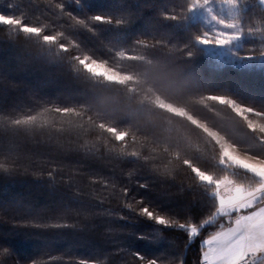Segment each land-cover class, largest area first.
<instances>
[{"label": "trees", "instance_id": "obj_1", "mask_svg": "<svg viewBox=\"0 0 264 264\" xmlns=\"http://www.w3.org/2000/svg\"><path fill=\"white\" fill-rule=\"evenodd\" d=\"M194 1L0 0V264H199L227 225L208 224L201 174L252 187L251 172L161 103L264 158V65L208 52ZM236 18L234 54L264 56L263 4L238 0Z\"/></svg>", "mask_w": 264, "mask_h": 264}, {"label": "rangeland", "instance_id": "obj_2", "mask_svg": "<svg viewBox=\"0 0 264 264\" xmlns=\"http://www.w3.org/2000/svg\"><path fill=\"white\" fill-rule=\"evenodd\" d=\"M259 1L264 6V0ZM237 7L238 0H195L192 5V16L204 20L209 26V32L200 39V43L222 62L264 65V56L240 58L234 54L235 49L233 48L242 42V34L236 18ZM83 62L84 67L90 73L112 80L127 78L123 73L96 60H84ZM161 104L174 113L186 115L192 122L201 125L214 137L221 147L222 163L231 171H240L242 174L244 170H248L251 174L253 173L252 175L247 173V178H245L248 182L252 181V187L234 183L227 176L215 180L208 174H201L202 179L215 183L213 194L218 200L217 213L208 224H227L207 235L214 237L210 243V247L214 251L210 255L215 259L210 260L209 264H227V261L234 256L238 259L239 264H249L256 257L262 259L264 240L259 237V228L264 225V213H259V209L264 208V158L238 150L215 130L192 115L186 114L176 105L166 102ZM253 212L258 214L252 216L251 220L243 221V226L237 232L230 234L225 232L226 229L235 227L238 219L250 216ZM195 230L198 229L191 228V231ZM242 236L244 237L243 245L238 243ZM241 247H243L242 253L240 252ZM249 247L258 248L259 251L255 253L248 251ZM247 255H251L252 260L247 261Z\"/></svg>", "mask_w": 264, "mask_h": 264}, {"label": "snow or ice", "instance_id": "obj_3", "mask_svg": "<svg viewBox=\"0 0 264 264\" xmlns=\"http://www.w3.org/2000/svg\"><path fill=\"white\" fill-rule=\"evenodd\" d=\"M259 213H264V208L259 209ZM257 212H253L250 216L247 217H241L240 219H238L236 221V226L235 227H230L228 229L225 230L226 233H235L237 232L242 226H243V221L245 220H251L252 216L257 215ZM161 222H165V218L163 217H159L158 218ZM193 228H195V222L193 224ZM189 238L190 239H195L197 237L200 236V231L199 230H195V231H190L188 233ZM259 237L264 240V225H261L259 228ZM214 239V237L212 236H204L202 239H200L199 242V246H200V254H199V264H209L210 260H214L215 257L211 256L210 253L214 251V249H212L210 247V243L211 241ZM243 241H244V237H240V240L238 241V243H240L241 245H243ZM231 247V246H230ZM248 251H252V252H257L259 251L258 248H252L249 247ZM240 252H243V247H241ZM261 259V257H256L254 260L250 261L249 264H256V261ZM183 264V262H182ZM227 264H239L238 259L234 256L232 259H229L227 261Z\"/></svg>", "mask_w": 264, "mask_h": 264}, {"label": "built area", "instance_id": "obj_4", "mask_svg": "<svg viewBox=\"0 0 264 264\" xmlns=\"http://www.w3.org/2000/svg\"><path fill=\"white\" fill-rule=\"evenodd\" d=\"M246 260H247V261L252 260V256H251V255H247Z\"/></svg>", "mask_w": 264, "mask_h": 264}]
</instances>
